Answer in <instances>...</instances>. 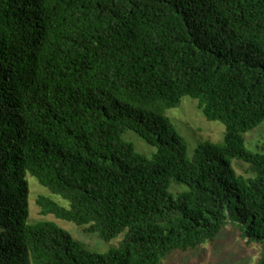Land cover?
I'll use <instances>...</instances> for the list:
<instances>
[{"label":"trees","instance_id":"trees-1","mask_svg":"<svg viewBox=\"0 0 264 264\" xmlns=\"http://www.w3.org/2000/svg\"><path fill=\"white\" fill-rule=\"evenodd\" d=\"M184 96L225 125L191 158L165 114ZM262 122L264 0H0V264H162L228 224L264 264V154L243 138ZM27 174L69 202L40 195L42 215L118 245L32 222Z\"/></svg>","mask_w":264,"mask_h":264},{"label":"rangeland","instance_id":"rangeland-1","mask_svg":"<svg viewBox=\"0 0 264 264\" xmlns=\"http://www.w3.org/2000/svg\"><path fill=\"white\" fill-rule=\"evenodd\" d=\"M197 104V99L184 96L179 106L170 108L165 113L175 131L185 140L189 158L192 157L194 150L199 145L206 142L223 143L225 138V125L220 121L207 120ZM122 137L131 142L138 153L146 157H151L156 152L154 146L148 144L132 130L125 131ZM243 138L247 150L264 154V122L253 130L245 132ZM231 164L236 174L250 175L248 165L242 160L231 159ZM27 181L30 189L29 219L32 222L42 219L54 221L91 251L105 252L118 245L122 235L104 241L99 238L97 233L88 232L73 222L57 218L53 214L42 215L37 204V198L40 195L50 196L64 207H69V202L61 196L51 193L30 174H27ZM186 189V185L175 182H172L169 188L174 195L176 192ZM258 253V246L246 243L241 238L240 231L233 224H228L213 243H206L191 251H175L162 264H254Z\"/></svg>","mask_w":264,"mask_h":264}]
</instances>
